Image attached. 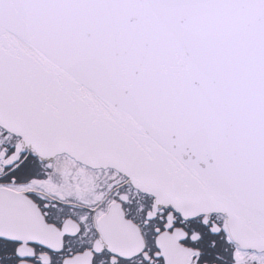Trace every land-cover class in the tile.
<instances>
[{
  "label": "snow or ice",
  "instance_id": "snow-or-ice-1",
  "mask_svg": "<svg viewBox=\"0 0 264 264\" xmlns=\"http://www.w3.org/2000/svg\"><path fill=\"white\" fill-rule=\"evenodd\" d=\"M0 264H264V0H0Z\"/></svg>",
  "mask_w": 264,
  "mask_h": 264
}]
</instances>
